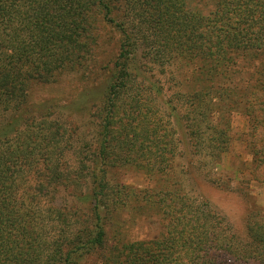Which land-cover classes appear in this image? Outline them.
Returning <instances> with one entry per match:
<instances>
[{
    "label": "trees",
    "instance_id": "16d2710c",
    "mask_svg": "<svg viewBox=\"0 0 264 264\" xmlns=\"http://www.w3.org/2000/svg\"><path fill=\"white\" fill-rule=\"evenodd\" d=\"M110 31L117 35L114 61L99 53ZM138 55L183 77L179 97L194 154L222 158L234 136L231 115L240 112L248 118L240 139L262 174L264 0H201L195 8L188 0H0V264H81L90 256L98 264H264V215L257 207L246 215L242 238L208 199L185 190L175 199L163 187L149 201L163 207L167 231L107 246L105 217L133 200L110 194L106 164L115 119L149 118L140 102L163 94L136 71ZM102 69L110 77L95 115L97 140L90 157L82 148L71 165L66 155L75 134L47 112L37 116L34 91L61 84L68 72L90 80ZM157 112L151 126L131 119L123 126L137 139L133 160L167 174L162 163L174 151ZM84 184L89 192L76 200L89 205V214L67 198L56 203L60 188Z\"/></svg>",
    "mask_w": 264,
    "mask_h": 264
},
{
    "label": "rangeland",
    "instance_id": "374dc122",
    "mask_svg": "<svg viewBox=\"0 0 264 264\" xmlns=\"http://www.w3.org/2000/svg\"><path fill=\"white\" fill-rule=\"evenodd\" d=\"M200 1L188 0V3L191 8H195L196 5L200 6ZM115 40L117 41L115 31L104 34L103 44L99 47L101 57L110 61L115 60L118 52ZM133 63L136 71L145 78L146 84L148 81L156 86H162L163 94L160 98L151 96L156 100H152L150 104L140 102L139 106L148 110L149 118L138 115L135 119L134 116L128 118L118 115L115 119L112 148L106 164L107 180L111 186L110 194L116 196L118 201L127 195L133 200L127 207L120 204L105 217L107 246L114 247L115 242L124 239H152L167 231L168 216L164 213L163 207L152 206L149 201L161 196L157 194L161 187L170 190L175 199L183 190L195 199H208L211 206L226 217L234 231L240 237L246 238L245 218L248 212L257 207L264 215V182L259 181L264 177V167L261 170L262 174H257L253 170L246 142L240 139L241 134L247 131L248 118L240 112L232 113L230 123L234 136L229 150L222 154V158L214 161L206 155L207 151L194 154L186 127L187 105L179 97L182 87L179 83L183 77L177 78L176 73L168 68L162 71L141 55H138ZM97 72L96 77L90 80L80 79V73L68 72L63 76L61 84L43 86L34 91L37 116L40 112H47L49 118L67 124L75 134L73 147L66 155L71 165H76L80 160L78 152L82 148L83 153L90 157L91 148L97 140L99 126L95 115L103 103V93L110 77L108 69ZM172 77L176 78L175 81ZM141 86L146 91L147 86H143V83ZM168 99L175 107L174 110H171L172 105ZM125 102L130 103L128 98ZM135 106H138L136 101ZM157 108L163 119L164 126L161 130L167 133L174 151L171 159L162 163L169 167V170L166 168L167 174L156 167L142 168L144 162L138 164L133 160L136 155L134 151L137 139L133 132H129L128 126L126 129L123 126L129 119L134 124L139 121L144 125H153L151 121L157 120V116L150 115L152 110L156 113ZM131 144L134 146L133 150H127V147H132ZM86 183H89V180ZM88 192L85 184L78 189L62 187L55 194L58 196L56 203H60L62 197L67 198L71 204L78 205L81 212L89 214V205L76 200L78 194ZM97 260V256H90L81 259L80 263L98 264Z\"/></svg>",
    "mask_w": 264,
    "mask_h": 264
}]
</instances>
